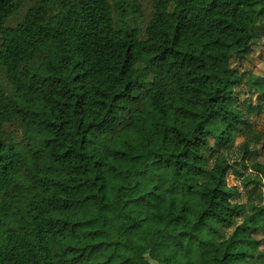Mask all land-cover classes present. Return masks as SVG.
Here are the masks:
<instances>
[{
  "label": "trees",
  "instance_id": "1",
  "mask_svg": "<svg viewBox=\"0 0 264 264\" xmlns=\"http://www.w3.org/2000/svg\"><path fill=\"white\" fill-rule=\"evenodd\" d=\"M148 1L0 0V264H264V0Z\"/></svg>",
  "mask_w": 264,
  "mask_h": 264
},
{
  "label": "rangeland",
  "instance_id": "2",
  "mask_svg": "<svg viewBox=\"0 0 264 264\" xmlns=\"http://www.w3.org/2000/svg\"><path fill=\"white\" fill-rule=\"evenodd\" d=\"M128 4L141 7V14H137L136 20L140 22L142 18L148 17L151 7L148 0H123ZM127 12H130L127 7ZM132 17H128L127 20L131 22ZM232 69L239 73L251 74L252 76L261 77L264 76V23L258 31V37L256 38L255 45L252 46V52L245 61L233 60L231 62ZM239 98V106L243 108L245 117L252 123L256 131L264 135V94H259L254 89L248 86H240L235 89ZM243 141L242 137H235L231 145L221 147L220 152L224 151L233 169L243 174H254L250 169V163L246 159L248 156H244L240 150V145ZM264 137L263 141L259 144L252 145L250 150H257L259 155L257 161L264 164ZM212 144H214L212 142ZM264 184V178L262 179ZM240 178L236 176L233 170L229 171L227 175V185L235 186L241 191ZM264 193V188H263ZM242 200H240L241 202ZM258 238H263L259 236ZM264 254V245L261 247Z\"/></svg>",
  "mask_w": 264,
  "mask_h": 264
}]
</instances>
